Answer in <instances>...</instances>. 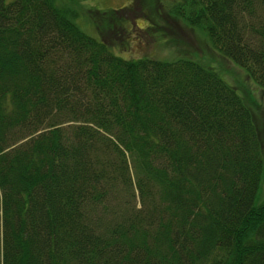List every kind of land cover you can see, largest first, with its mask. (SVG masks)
I'll return each instance as SVG.
<instances>
[{
	"label": "trees",
	"instance_id": "16d2710c",
	"mask_svg": "<svg viewBox=\"0 0 264 264\" xmlns=\"http://www.w3.org/2000/svg\"><path fill=\"white\" fill-rule=\"evenodd\" d=\"M8 1L0 264H264L262 137L237 90L191 58L116 55L60 0ZM172 10L264 90V0Z\"/></svg>",
	"mask_w": 264,
	"mask_h": 264
},
{
	"label": "rangeland",
	"instance_id": "374dc122",
	"mask_svg": "<svg viewBox=\"0 0 264 264\" xmlns=\"http://www.w3.org/2000/svg\"><path fill=\"white\" fill-rule=\"evenodd\" d=\"M11 1V0H9ZM8 1V2H9ZM178 0H60L69 17L88 35L113 44L125 59L152 58L174 61L191 58L217 72L234 87L252 109L264 153V90L244 69L216 51L205 34L177 19L172 6ZM122 11L115 31H108L103 12ZM97 11V12H95ZM110 16L111 13L109 14ZM108 19L109 17L106 16ZM264 202V178L257 203Z\"/></svg>",
	"mask_w": 264,
	"mask_h": 264
}]
</instances>
